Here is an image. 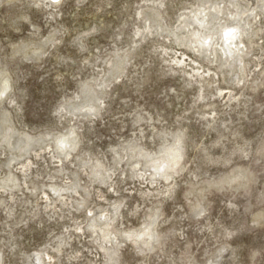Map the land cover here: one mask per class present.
I'll list each match as a JSON object with an SVG mask.
<instances>
[{
	"label": "rangeland",
	"instance_id": "obj_1",
	"mask_svg": "<svg viewBox=\"0 0 264 264\" xmlns=\"http://www.w3.org/2000/svg\"><path fill=\"white\" fill-rule=\"evenodd\" d=\"M217 1L0 0V182L9 158L35 163L1 183L14 200L2 192L0 264H264V0H225L196 24L198 5ZM183 16L207 32L208 54ZM230 31L243 54L227 49ZM176 140L180 159L153 163ZM57 148L70 152L62 166ZM43 191L70 207L44 209Z\"/></svg>",
	"mask_w": 264,
	"mask_h": 264
},
{
	"label": "bare ground",
	"instance_id": "obj_2",
	"mask_svg": "<svg viewBox=\"0 0 264 264\" xmlns=\"http://www.w3.org/2000/svg\"><path fill=\"white\" fill-rule=\"evenodd\" d=\"M36 1H38V2H40L41 4H43L44 6H49L50 5V3H52V4H54V3H57L59 0H36ZM213 1V0H212ZM233 1V0H232ZM209 2V1H208ZM227 2H228V0H227ZM212 3V2H211ZM231 6L233 5V6H235L236 4H235V2L234 3H232V2H230L229 3ZM228 4V5H229ZM227 4L225 3V0H221V1H217V3H212L209 7H207V6H205L204 5V3L202 2L200 5H198L199 7L198 8H196V11H197V13H198V15H199V17L197 18L198 20H196L197 21V23L196 24H198L199 26H202L203 24H207L209 21H210V19H214V18H217L216 17V15H218V14H221V15H223L224 14V12H223V10H224V8H225V6H226ZM157 9L160 7V3L159 4H157ZM236 7V6H235ZM211 8H212V10H211ZM157 9L155 10L156 12H158L157 11ZM248 11V10H247ZM214 12V13H213ZM184 16H185V14H183ZM188 15V14H187ZM197 15V14H196ZM183 16V19H182V23H184V29L186 30V33H187V37H185V38H187L188 40H189V38H190V43L191 44H193V46H192V49H193V51H195V52H197L198 54H200V53H205L206 52V50L204 49H201L200 50V47H199V45H203L204 44V41L205 40H207L208 39V34H207V32L204 30L203 31V29H202V31H201V33L200 34H197V35H195V33H197V28H196V26L194 25V21H192L193 19H191L190 21H187L186 19H185V17ZM215 16V17H214ZM242 16V15H241ZM220 17V16H219ZM222 17V16H221ZM188 18V17H187ZM222 19V18H221ZM235 19V18H234ZM216 20V19H215ZM238 20V19H237ZM214 21V20H213ZM245 22V21H244ZM248 22V21H247ZM214 24V23H213ZM213 24H210V25H213ZM216 24H218V23H216ZM248 24V23H247ZM246 24V25H247ZM220 25V24H219ZM243 25V24H242ZM205 26V25H204ZM215 26V25H214ZM224 27V26H223ZM205 28H207V27H205ZM216 28V27H215ZM227 28V27H226ZM226 28H224L225 30H228V28L226 29ZM184 29H182V30H184ZM244 28H242V30H243ZM199 30H200V27H199ZM212 30V29H211ZM210 31V30H209ZM212 32V31H211ZM216 32V31H215ZM224 32V31H223ZM228 33V35L225 37V40L226 41H229V42H227V49L230 51V52H239L240 53V55L241 54H243L244 53V51H243V49L242 48H240L239 47V45L236 43V37L237 38H240L241 37V35L243 34V33H240L239 34V36H237L236 35V33L235 32H227ZM222 34V33H221ZM238 34V33H237ZM214 35H216V34H214ZM214 35H213V37H214ZM212 38H210V40H211ZM214 39V38H213ZM215 40H216V38H215ZM237 41H239L238 39H237ZM241 41V40H240ZM216 42V41H215ZM214 42V43H215ZM218 42V41H217ZM225 43V42H224ZM241 43V42H240ZM199 44V45H198ZM218 46H219V49H221L223 52L222 53H225V49L223 48V46H222V44L220 45V44H218V43H216ZM215 44V45H216ZM226 44V43H225ZM214 45V46H215ZM213 46V45H212ZM199 47V48H198ZM202 47H204V45L202 46ZM189 48V47H188ZM215 49V48H214ZM226 49V50H227ZM213 50V49H212ZM214 51H217V49H215ZM32 52V55H33V57H34V59H40L42 56H44V52H42L41 53V47L40 46H37V47H34V49L31 51ZM208 52V51H207ZM206 52V53H207ZM26 53V52H25ZM165 53H167V51H165ZM206 53L204 54V55H206ZM226 53H227V51H226ZM238 53V54H239ZM246 53V52H245ZM208 54V53H207ZM210 54V53H209ZM216 54V53H215ZM185 55H186V53H180L179 55H177V52H174L173 53V56H172V59H173V61L175 62V64L177 65V66H179V67H182V65H189L190 66V69H188V71H189V74H192V72H193V74L192 75H194V74H196V75H198V76H200V77H203V76H205L206 75V70H203V71H201L200 70V68L201 67H199V66H196V67H194L193 65H196V61L195 60H193L192 58L189 60V62H187V60H188V58H186L185 57ZM227 55V54H226ZM228 55H229V53H228ZM227 55V56H228ZM235 55V54H234ZM209 56V55H208ZM231 56V55H230ZM236 56H238V55H236ZM226 57V56H225ZM232 57V56H231ZM240 57V56H239ZM239 57H236V58H239ZM216 58V57H215ZM240 59V58H239ZM228 60V59H227ZM226 61V60H225ZM187 63V64H186ZM118 65V64H117ZM116 66V65H115ZM121 68H122V65H119V66H116L115 67V71H120L121 70ZM210 72V71H209ZM7 72H6V67L5 66H0V105L2 104V102H3V99H4V97L7 95V93H9L8 91V89H9V84H8V81H7ZM208 74V73H207ZM219 93H220V95L221 94H224V96L228 93V91H224L223 89H219ZM228 96H229V94H228ZM91 98H93V96H91L90 97V99ZM96 98V97H95ZM234 97H230V99H233ZM12 99V95H10L6 100L7 101H10ZM89 99V100H90ZM91 100H94V99H91ZM90 102V101H89ZM11 103V102H10ZM88 103V102H87ZM89 106V105H88ZM91 106H94V105H91ZM90 107V106H89ZM88 107V108H89ZM97 107H98V105H97ZM1 108H4V107H1L0 106V139H2V135H4V130L2 129V125H3V123L4 124H7V126H9V124H8V119H7V117H6V113L5 114H3V110L1 109ZM79 108V107H78ZM83 108V107H82ZM85 108V107H84ZM93 108V107H92ZM81 109V108H80ZM7 110V109H6ZM76 110V109H75ZM89 110V109H88ZM95 110V109H94ZM90 111V110H89ZM67 113H70V111L69 110H67ZM87 115V114H86ZM73 116V115H72ZM12 132L10 131L9 133H8V135H10ZM14 133H16L15 131H14ZM11 136V135H10ZM29 136V135H28ZM24 137V136H23ZM27 137V136H26ZM30 137V136H29ZM9 138V137H8ZM75 137H73V139L72 140H70V145H69V147H73V149L75 148V145H76V141H75V139H74ZM32 140V139H31ZM35 140V139H34ZM33 141V140H32ZM38 140H36L35 142H37ZM178 141L179 140H176V142H177V144H170V146L169 147H166L164 150L162 149V151H160V152H164L165 153V155H159L158 154V152L152 157L154 160H153V163H159L158 161H160L161 162V160H163V158L167 155V160L168 161H170V162H174L175 161V163H176V161H178L179 159H180V155L182 154V150H180V147H179V144H178ZM7 142H8V140H7ZM68 143V142H67ZM8 145H9V147H14V145H16V144H14L12 141H9L8 143H7ZM17 146V145H16ZM27 146H29V145H27ZM37 146H38V144H37ZM35 147V146H34ZM58 147V146H57ZM49 148H51V145H47L45 148H43V147H38V148H32L31 150V153L34 155V156H38V155H40V151H43V150H46V149H49ZM62 148V147H61ZM28 148H26V150H27ZM71 149V148H70ZM13 150H16V148L15 149H13ZM12 150V151H13ZM17 150H21V149H17ZM16 150V151H17ZM59 150L61 151V153L63 152L61 149H56V150H54L55 152V154L53 153V155L51 156V157H53V158H57V160H55V162L56 163H58V164H56L55 166H62L63 165V160H66L69 156H70V152H68V151H66L65 152V156L64 157H60L59 156ZM67 150H69V149H67ZM72 150V149H71ZM70 150V151H71ZM2 153H5V148H2V149H0V154H2ZM27 154V153H26ZM30 154V153H29ZM17 155V154H16ZM24 156V155H23ZM20 157V156H19ZM21 158V157H20ZM130 157H128L127 158V160L129 159ZM165 158V159H166ZM123 158H120V161L122 160ZM10 165H12V168H13V170H15V171H9L8 173V175H6V177H2V182H0V203H1V201H2V199H3V195H2V192H6L10 197V199L11 200H14V196H12V187L14 186V185H9L8 187H5V186H2L1 185V183L3 184H7L8 183V181H9V178H10V176H13V174L15 173V174H19V173H22V175H24L25 177H26V171L27 170H30V168H32V166H33V164H35L34 163V161L32 160V158H30V156L28 157V159H27V161H18V159H17V157H11V158H9V162H8ZM134 165H139L140 163L138 162V161H135L134 163H133ZM161 164V163H160ZM159 164V165H160ZM133 165V166H134ZM153 165V164H152ZM156 166H158V165H156ZM164 168H166L165 166H164ZM156 169H158V168H156ZM163 169V168H162ZM165 170V169H164ZM164 172V171H163ZM142 175H141V177H145V179L147 180V179H154V180H156V178H154L153 177V175L151 174H149L150 175V177H149V175L147 176V174L146 173H141ZM157 174V173H156ZM161 175V174H160ZM15 176V175H14ZM13 176V177H14ZM24 177V178H25ZM110 177H111V175H110ZM172 177V175H171V173L170 172H167V173H165V177H164V179L167 181V180H169L170 178ZM17 179V178H16ZM26 179V178H25ZM102 179V178H101ZM69 182V181H68ZM24 183L26 184V180H24ZM66 183H67V181H66ZM110 186H112V184L110 185ZM17 188H19V183L17 184ZM28 189V188H27ZM20 190V189H19ZM74 190H75V193H77L78 194V190L76 189V187L74 188ZM30 191V193H33L32 192V190H29ZM22 193H23V191H21ZM43 193V196L41 197V199H43L42 200V202H44L45 203V207H44V209H49V208H51V209H56L57 207H59V204H61V205H69L68 207H70V203L71 202H69L68 203V199H69V197L68 198H66L65 196H62V195H65V193L64 194H58L55 198L54 197H51L48 193H46V192H42ZM57 201H59V203L57 202ZM71 207H74V206H72L71 205ZM76 229H78L79 231H82V228L81 227H78V228H76Z\"/></svg>",
	"mask_w": 264,
	"mask_h": 264
}]
</instances>
